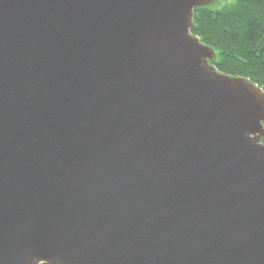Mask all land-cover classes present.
<instances>
[{
	"label": "water",
	"instance_id": "95a60500",
	"mask_svg": "<svg viewBox=\"0 0 264 264\" xmlns=\"http://www.w3.org/2000/svg\"><path fill=\"white\" fill-rule=\"evenodd\" d=\"M216 0H0V264H264V90L210 63Z\"/></svg>",
	"mask_w": 264,
	"mask_h": 264
},
{
	"label": "trees",
	"instance_id": "16d2710c",
	"mask_svg": "<svg viewBox=\"0 0 264 264\" xmlns=\"http://www.w3.org/2000/svg\"><path fill=\"white\" fill-rule=\"evenodd\" d=\"M191 32L213 47L216 69L245 76L264 90V0H232L193 10Z\"/></svg>",
	"mask_w": 264,
	"mask_h": 264
},
{
	"label": "rangeland",
	"instance_id": "374dc122",
	"mask_svg": "<svg viewBox=\"0 0 264 264\" xmlns=\"http://www.w3.org/2000/svg\"><path fill=\"white\" fill-rule=\"evenodd\" d=\"M232 0H216L211 4L212 7H221L222 5H225L229 3Z\"/></svg>",
	"mask_w": 264,
	"mask_h": 264
}]
</instances>
